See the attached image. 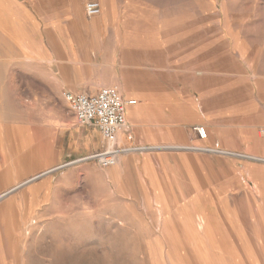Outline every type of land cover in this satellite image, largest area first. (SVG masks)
Masks as SVG:
<instances>
[{
	"label": "crops",
	"instance_id": "0c3cea01",
	"mask_svg": "<svg viewBox=\"0 0 264 264\" xmlns=\"http://www.w3.org/2000/svg\"><path fill=\"white\" fill-rule=\"evenodd\" d=\"M66 22V35L58 40L60 56L48 48L35 52L27 66L17 67V83L9 85L8 120L4 109L0 119V264L25 262L26 247L19 236L25 234L26 220L40 218L43 206L51 208L56 202L57 184L43 178L51 173L45 172L67 166L62 179L80 176L89 189L96 180L98 198L91 203L98 211L103 209L104 217L124 218L118 210L106 212L105 205L117 208L128 203L129 218H137V204L144 203L145 217L153 226L160 225L162 234L168 233L171 220L178 219L184 233L201 240L202 234L218 227L220 216L235 234L233 241L245 242L233 223L234 211L219 204L246 203L250 182L260 187L264 164L197 147L264 158V136L259 132L264 130V77H259L261 86L253 96L243 83H219V57L213 51L204 70L185 69L184 82L168 83L163 77L177 66L170 62L174 56L156 53L151 40L145 45L136 42L118 25L112 34L91 43L89 36L74 34L70 13ZM200 47L193 43L195 51ZM109 85L137 100L127 110V128L119 138L132 150L107 168L95 161L77 162L98 151L102 138L94 126L78 123L62 92L93 94ZM196 126L205 127V139ZM93 193L88 190V195ZM196 264H264V259Z\"/></svg>",
	"mask_w": 264,
	"mask_h": 264
},
{
	"label": "rangeland",
	"instance_id": "374dc122",
	"mask_svg": "<svg viewBox=\"0 0 264 264\" xmlns=\"http://www.w3.org/2000/svg\"><path fill=\"white\" fill-rule=\"evenodd\" d=\"M88 1L0 0V119L4 109L8 120L7 93L9 85L19 78L17 67L27 66L30 56L47 48L60 56L58 40L69 28L65 26L69 13L74 19V34L89 36L91 43L101 40L100 35L112 34L120 25L134 41L144 44L151 40L156 53L174 56L170 62L177 66L166 73L165 82H184L188 68L204 70L205 59L216 51L219 83H243L252 96L261 86L264 0H97L102 9L92 17L85 10ZM195 41L201 44L197 51L193 49ZM160 61L165 65L163 59ZM179 66L182 70L176 69ZM8 131L6 126L7 141ZM259 132L264 136L263 129ZM213 149L219 155L264 164L250 157L252 154ZM58 168L43 177L57 184L54 206H43L40 218L26 220L25 234L19 236L26 247L23 264H196L197 260L264 259V173L260 187L250 182L246 203L219 204L234 211L237 234L245 241L237 243L220 216L218 227L202 234L201 240L184 233L178 219L171 220L168 233L162 234V227L153 226L145 217L144 203L137 204V218H129L128 203L117 208L105 205L106 212L118 210L124 218L104 217L103 209L98 211L91 203L98 198L96 180L90 182L89 189L87 180L80 176L61 178L69 166ZM88 190L94 193L88 195ZM215 208L212 204L213 211ZM246 213L248 219L243 217Z\"/></svg>",
	"mask_w": 264,
	"mask_h": 264
},
{
	"label": "built area",
	"instance_id": "2783aa9c",
	"mask_svg": "<svg viewBox=\"0 0 264 264\" xmlns=\"http://www.w3.org/2000/svg\"><path fill=\"white\" fill-rule=\"evenodd\" d=\"M99 1H90L85 10L88 16H96L101 12ZM62 96L69 105L70 111L80 124L94 126L101 134V148L95 153L80 158L78 161H95L101 167L107 168L118 163L122 154L132 150L120 144V134L127 128V110L137 103L134 98H124L119 87L103 86L96 93H73L63 91ZM201 139L207 137L203 126H196ZM206 151H217L206 148ZM69 165V164H66Z\"/></svg>",
	"mask_w": 264,
	"mask_h": 264
},
{
	"label": "bare ground",
	"instance_id": "6f19581e",
	"mask_svg": "<svg viewBox=\"0 0 264 264\" xmlns=\"http://www.w3.org/2000/svg\"><path fill=\"white\" fill-rule=\"evenodd\" d=\"M121 91V90H120ZM121 93H122V91H121ZM122 95H123V93H122ZM123 97L124 98H126L124 95H123ZM126 99H128V98H126ZM69 106V105H68ZM129 107H131V106H129ZM69 108V107H68ZM70 110V109H69ZM204 127V126H203ZM205 128V127H204ZM206 130V129H205ZM121 136V135H120ZM161 147V146H160ZM198 148V147H197ZM199 149H201V150H205L206 151V148H200L199 147ZM250 157H252V156H250ZM252 158H255V159H257V160H262V161H264L263 159H261V158H257V157H252ZM55 169H57V168H53V169H51V170H48L47 172H45V173H49V172H52V171H54ZM44 173V174H45ZM9 193V192H8Z\"/></svg>",
	"mask_w": 264,
	"mask_h": 264
}]
</instances>
